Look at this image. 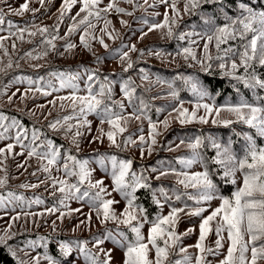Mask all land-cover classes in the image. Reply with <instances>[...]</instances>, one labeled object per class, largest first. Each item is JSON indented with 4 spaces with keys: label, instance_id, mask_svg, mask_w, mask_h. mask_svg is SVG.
Segmentation results:
<instances>
[{
    "label": "rangeland",
    "instance_id": "1",
    "mask_svg": "<svg viewBox=\"0 0 264 264\" xmlns=\"http://www.w3.org/2000/svg\"><path fill=\"white\" fill-rule=\"evenodd\" d=\"M173 2L178 14H174L172 11ZM23 3L25 0H0V10L3 11L5 17L4 22H11L9 27H0V38H3L0 39V106L12 108L13 111L20 112L30 121L40 125L41 128H34L39 130L37 133L39 138H44V132H50L49 134L57 136L68 148H73L77 152L122 145L133 158L146 160L155 153L159 145H162V153L176 154L168 156L165 165L154 171L159 180L155 191V199L159 201L157 203L159 211L152 220L158 216H167L172 207L185 209L177 215L175 225H169L180 239L177 246L170 249L168 260L182 259L184 254L180 252V248L183 247L187 249V254L192 257V264H195V257L200 254L199 250L195 248L200 236L199 225L201 220L219 205L220 199L218 197L222 195L216 192L217 198L200 204V207L205 208L200 216L190 215L189 213L198 206L194 200L189 199V195L196 194V189L186 188L180 184L179 180L184 178L180 173L187 172L191 175L204 171L201 157L190 167H185L181 160L190 158L193 150L188 145L193 142L183 141L169 135L166 140L162 138L173 127L185 125L227 126L222 123L224 120H230L232 123L240 122L237 115L228 110L230 106L237 104L217 105L205 95L198 96L195 100L178 101L173 97L170 90L154 95V99L171 101L166 107L158 108L157 116L152 118L146 107H140L137 112L129 108L123 92L119 87H116L117 102L123 103V110H120L118 114L125 118L131 117L126 121L121 119L120 126L125 131L120 132L107 123L103 113L98 115L89 112L86 115H79V104L74 109L71 100L59 99L60 97H68L73 92L71 88H61L60 84L62 77H78L73 81L77 86L76 95L86 96L88 95L86 81L94 68H101L104 71L118 70L128 67L129 62L134 64L139 61L165 66H176L182 61L199 65L201 61L214 52L213 40H209V37H199L189 47V54H185L183 50L160 54L151 45L154 41L168 40V28L171 27L173 30L178 21L186 16L185 0H166L165 3H161L160 0H99V3L91 9L92 11L104 9L109 3H113L115 7L123 8L125 11L117 12L114 7L107 12H101L99 18L90 17V24L85 23L83 25L79 24V20L83 19L87 13L80 12L82 0H78L71 10L65 9L63 16H61V10L64 0H44L43 4L40 3V0H28V11L22 12L20 15L9 11V9H18ZM166 10L169 26L149 31L151 25L164 22ZM78 12L80 13L79 16H77ZM73 17L76 19L74 20ZM173 19L175 23L171 22ZM106 20L110 21L107 25L105 24ZM73 25L77 26L75 30L69 33V27ZM44 27L48 29L46 33L40 31ZM51 27L52 29H50ZM20 29H24V31L21 33ZM55 29H61V31L53 33ZM81 35H84L87 46L85 43H81ZM101 40H103V44ZM69 44L74 45V47H68ZM205 44L208 45L207 49L204 47ZM132 45H135V51L131 50ZM147 45L149 47L145 49ZM123 52H127L128 57L122 60ZM50 63H79L83 68L69 75L54 74V77L48 78L45 83L43 81L37 83L35 79L32 80L33 83L31 84L28 81L15 83L3 78L4 74L16 68H38ZM155 79L150 78L151 91L168 89L167 86ZM91 86L94 94L99 93L100 87L97 77L91 82ZM38 88L47 91L48 95H44L42 91L37 90ZM10 97L11 99H9ZM112 101H116L115 98ZM203 104H208L213 111L206 114L203 107H196ZM182 109H187L189 116L195 112L196 118L181 124L178 119V110ZM215 109H220L219 116L216 115ZM66 116L72 117V119L65 121L64 117ZM201 116L206 117V122L200 121L199 117ZM213 119L216 120V123H213ZM85 120L88 123H84ZM165 120H167V127L161 123ZM56 121L60 122L57 127L55 129L50 128L49 124ZM150 122L156 125L157 133L154 136L156 143L151 145V151H149L151 144ZM240 123L244 124L243 122ZM69 124L72 125L71 128L68 127ZM76 131L80 132L78 137L75 136ZM109 131L114 133L115 143L108 139L107 133ZM15 132L10 129V132L7 133L8 138L0 140V148H5V152L0 154V178H4L6 181L5 184L0 185V196L5 197L6 201L3 206H0V238L6 241L4 244L8 251L10 248L15 252V256L10 254L20 264L21 262L23 264H48L44 257L45 255L52 256L47 246L50 241H53L60 251L62 243L67 244L70 249L68 255L65 256L61 251V258L54 257L58 264H87L79 246L82 242H86L84 246L97 256L101 264L105 258V252H110V264H124L126 245L128 241L134 240L135 234L122 223L118 225L112 220L104 221L102 211L98 210L99 202L93 205L90 198L76 199L75 190L67 189V185L77 186L74 177L79 180L78 176L66 175L64 171L66 163L72 171H78V168L73 166L72 161L65 160V156L68 154L61 151L57 162L48 166L47 160L41 159L40 155H28V151L34 146L31 145L30 140L25 139L24 144L27 147L22 148L12 139ZM140 136L145 138L143 144L140 142ZM74 139L75 143L73 142ZM126 140L131 142L125 143ZM38 142L41 145V141ZM9 143L14 145L11 153L6 149V145ZM142 149L143 155L141 154ZM223 149H217L216 153L223 152ZM36 151L43 153L46 148L39 146ZM217 157L218 160L225 159L223 156L217 155ZM111 158L99 154L77 160L85 161V167L90 172V176L83 182L86 186L84 190L89 191L94 196L99 191V187L90 188L89 181L92 184H95L96 181H102V187L105 189L103 199L117 202L111 207L119 216L127 207V201L121 192L116 190L113 182L112 173L113 171L118 173L119 168L117 167L115 170L112 168ZM45 166H48L49 171H44ZM221 166L225 170V167L232 168L233 164L226 161ZM161 173L165 174L161 175ZM230 179L232 180V177ZM54 180L66 181L67 184L63 186L66 191L61 192L59 189L62 185L54 183ZM125 182L128 183L126 178ZM241 182L242 174L237 171L236 183L233 184L232 192L240 186ZM22 185H26V187H22ZM31 185H36V187H31ZM125 191H131V189L126 188ZM8 193H13L20 199L8 200ZM79 194L81 195V193ZM178 196L180 199H177ZM37 199L40 203L35 202ZM186 202L191 205L186 207ZM53 208L55 211H48V209ZM62 213L63 215H61ZM137 215L140 214L137 212ZM119 227H126L128 230ZM150 227L151 223L145 222L141 229L145 243H147ZM211 227L213 230L208 233L204 246L215 249L217 239L215 221L212 222ZM117 228L126 234L127 240H122L117 235ZM189 229H191L190 232ZM25 232L36 235L24 239L22 245L14 241L15 237ZM109 232L114 239H104V236ZM222 235L224 236L223 247L219 252L215 255L203 254L206 264H219V261L226 255L229 241L226 232ZM96 239L103 240V243L95 246ZM247 239L248 237L245 236V240ZM160 243L162 246L163 242L160 241ZM149 247L151 249V245ZM247 255L250 259V250ZM36 257L38 260L34 259ZM149 259H155V249L150 250ZM257 264H264V260H258Z\"/></svg>",
    "mask_w": 264,
    "mask_h": 264
},
{
    "label": "snow or ice",
    "instance_id": "2",
    "mask_svg": "<svg viewBox=\"0 0 264 264\" xmlns=\"http://www.w3.org/2000/svg\"><path fill=\"white\" fill-rule=\"evenodd\" d=\"M44 0H40V3L43 4ZM78 2V0H64V4L62 5L61 16L64 15V10H71V8ZM161 3H165L166 0H160ZM205 3H221L223 0H204ZM99 0H82V7L80 8V12H86L87 15L83 17V19L79 20V24L83 25L85 23L90 24V17L95 16L96 18L100 17L101 12H107L110 9L114 8L115 5L113 3H109L108 6L104 9H97L92 11ZM199 6V0H185V11H189L190 8H196ZM172 11L174 14H178V10L175 7V3L173 2ZM239 8L241 10L240 15L235 18H230V23H226L223 26L216 28L215 39L217 41V48L220 47L221 42H226L228 39H236L239 36L240 39H248L250 35V40L248 43L243 45L244 51L240 53V61L244 66L246 74L242 77H237V79L243 80L246 87L252 89H264V79H260L256 76L255 72H248L250 67H253L254 63L258 60L261 66H264V9L256 10L248 4L241 2L239 4ZM29 10L28 0H25V3L21 4L18 9H9V11L13 12L16 15H20L22 12ZM35 11V10H32ZM115 11L124 12L125 9L115 7ZM80 13H77L79 16ZM75 20L76 17H73ZM5 20L4 13L0 10V25H3ZM175 23L173 19L171 21ZM110 21H105L107 25ZM11 26V22L9 21ZM77 25H73L69 27V33L75 30ZM91 26V25H90ZM169 26V18L167 14V10L164 14V22L162 24H153L149 28V31ZM21 33L24 29L19 30ZM40 31L42 33H46L48 29L46 27L41 28ZM33 35L35 33H32ZM168 34L172 35L171 27L168 28ZM109 35H111L109 33ZM186 35H192V33L181 34L179 39H185ZM213 37H209L211 40ZM3 39V38H0ZM55 39V37H53ZM81 43H85L84 35L80 37ZM51 43V41H49ZM103 44V40H101ZM68 47H74V45H67ZM107 47V45H104ZM205 49H207L208 45L205 44ZM131 50L135 51V45L131 46ZM185 54L190 53L189 48L183 49ZM229 51L235 52V49H229ZM251 53V54H249ZM227 55V53H226ZM128 57L127 52H123L121 59H126ZM195 58V57H193ZM132 64L128 63V68H131ZM220 67L223 69L226 67L225 64H221ZM231 68L233 71L236 70L237 64L235 62L232 63ZM78 77L71 76L67 78H61L60 87H68L73 90V92L68 97H60L59 99H69L72 101V107L76 109L77 104H79V115H86L87 113H97L98 115L103 113L107 123L117 129L120 132L125 131L123 127L120 126L121 119L125 121L130 119L131 117H122L120 114L115 112V107L119 106L121 110H123L122 102H112L111 105L105 104V100H111V88H105L104 84L100 85L99 93L94 94L91 82L94 80V75L88 76V80L86 81V85L88 87V95L86 96H78L76 95V84L73 82ZM29 83H33L29 80ZM39 83V82H37ZM51 86V85H49ZM193 92L198 94L199 96L207 95V93L202 89L198 88L196 85L192 86ZM37 90L42 91L44 95H48L47 91H44L41 88ZM121 91L124 96L131 100L132 91L129 90L128 86L121 85ZM173 96H177L178 93L173 91ZM99 97V98H98ZM11 99V97L9 98ZM260 99H264L261 97ZM196 107H203L205 109L206 114L211 113L213 109L208 104L197 105ZM230 112H233L237 115V118L240 122L255 128L257 131V135L260 137H264V106H257L253 103L248 102L247 100H241L235 106H230L228 108ZM247 110V111H245ZM179 116L178 119L180 123L190 122L192 119L196 118L195 112L189 116L187 109L178 110ZM216 115L219 116L220 109H215ZM139 119V117H136ZM5 119L2 115H0V120ZM72 119V117H64L65 121ZM78 119V117H77ZM201 122H206V117H199ZM104 122L103 120L101 121ZM59 121L55 123L49 124V127L55 129ZM84 123H88L87 120ZM167 127V120L161 122ZM213 123H216V120L213 119ZM222 123L225 125L231 124L232 121L224 120ZM10 127H16L15 136L12 139L15 140L17 144H20L22 148L27 147L24 144V140L28 138L27 130L19 125V122L13 121L12 125L6 126L4 124H0V140L6 139L7 133L9 132ZM69 128L72 127L71 124L68 125ZM79 127V125H77ZM38 129H33L32 131V140L33 142L37 140L39 137L37 133ZM156 133V125L151 123L149 124V136L151 137V144L149 145V151H151V145L156 143L154 138ZM80 132L76 131L75 136H79ZM108 139L115 143L114 133L109 131L107 133ZM140 142L143 144L145 138L140 136ZM246 139L248 141L247 148L242 157H235L230 153L228 148L223 149V152H218V156H223L225 159L217 160L216 162L224 165L227 162H231L234 166L232 168L225 167L224 177H232L231 183H236V172L239 171L242 174V182L239 187H237L230 196H219L220 199L219 205L210 211V214L204 217L201 220L199 225L200 228V236L195 245V248L199 250L198 255L195 257V264H206V261L203 259V254L208 253L215 255L219 252V250L223 247L224 236L222 235L224 232L227 233V240L229 241L227 253L224 255V258L219 261V264H257L258 260H264V146L257 145L256 140L246 134ZM76 142L75 139L73 141ZM131 141H125V143H129ZM201 141L199 138L195 141V143H190L188 147L192 149V154L190 158L182 159L181 163L184 164L185 167H190L193 163H196L200 160V154L196 149H198ZM215 147H218L214 145ZM14 145L9 143L6 145V149L9 153L12 152ZM40 147L46 148V151L43 153H37L36 146L31 147L28 151V155H40L41 159L47 160V165H53L57 162V159L60 156L61 148L54 146V142L51 140H47ZM5 152V148H0V154ZM141 154L143 155V149L141 150ZM65 160H70L73 163V166L78 168V171H72L68 164L66 163L64 166V171L66 175L72 176L76 175L79 177V183H83L86 178L90 176V172L86 169L85 161H79L76 157L68 155L65 156ZM103 163V162H102ZM112 168L115 170L117 167L119 168L118 173L113 171L112 178L113 182L116 186V190L121 192V195L127 201V207L123 212L117 216L115 211L112 209V205L117 203L114 200H106L103 199V193L105 189L102 187V181H96L95 184H92L89 181L90 188L99 187V191L95 193L94 196L91 195L89 191H84L82 195H80V189L76 185H67L68 190H75V198L84 200L85 198H90L93 205L99 202V211H102L103 220L115 221L118 225L124 224L126 225L132 233L135 234L134 240L128 241L126 245V250L124 252V264H192V257L187 254V249L181 247L180 252L183 253L182 259H178L175 261H169L168 257L170 255V249L177 246V243L180 237L176 234L172 227L169 225H175L176 217L179 213L183 212L184 208L172 207L171 211L167 216L156 217L155 220L149 221L147 218V211L145 208L139 205H134L136 200L135 192L138 188H149L150 184L148 183V178L141 175L139 177L136 176L135 173H132V181L131 183L125 182V177L129 175V169L131 167L132 162L129 161H116L115 157L111 158ZM48 166L44 167V171H49ZM152 171H156L152 169ZM174 171V170H173ZM165 173H161L164 175ZM184 178L179 180V183L187 187H192L196 189L195 195H189V199L195 201L198 205L193 211L189 214L193 216H200L205 208L200 207L199 205L211 201L215 198V193L217 192V186L213 182L207 170L202 172H196L189 175L187 172L180 173ZM6 181L4 178H0V185L5 184ZM54 183H58L62 185L59 189L61 192H65L66 188L63 187L67 184L64 180L56 181ZM22 187H26V185H22ZM31 187H36V185H31ZM126 188H130L131 191H125ZM163 192V190H161ZM12 199H20V197L15 196L13 193H8V200ZM153 199L155 203H159L158 200L155 199V193H153ZM177 199H180L178 196ZM5 197L0 196V206L5 204ZM36 203H40L39 199L35 201ZM187 207V205H186ZM49 212L55 211V209H48ZM79 211V209H76ZM137 212L140 214L137 215ZM63 215V213L61 214ZM122 217V219H121ZM216 222L215 233L217 235V239L215 241V249L206 248L204 246V241L209 232L213 229L211 227L212 222ZM135 222V223H133ZM145 222L151 223V227L148 230L147 243H145V237L142 235L141 229ZM191 229H189V232ZM117 235L121 237L122 240H127V236L124 232L120 231L119 228L116 229ZM187 235V233H185ZM245 236L248 237L245 240ZM104 239H114L111 235V232L107 233L104 236ZM160 241L163 242L162 246ZM119 243V241H117ZM6 243L3 238H0V244ZM103 243V240L96 239L95 246H99ZM86 242H82L80 246L81 252L85 256V260L87 264H101L99 259L95 254H92L84 245ZM34 245V242H33ZM151 249H155V259H149L150 247ZM32 246V245H30ZM62 253L66 256L70 251L67 244L62 243L60 245ZM250 250L251 258H248V252ZM9 252L15 256V252H13L9 248ZM104 260L102 264H110L111 255L110 252L104 253ZM38 260V257L34 258ZM44 259L48 261V264H58V261L52 257L45 255ZM23 264V262H21Z\"/></svg>",
    "mask_w": 264,
    "mask_h": 264
},
{
    "label": "trees",
    "instance_id": "3",
    "mask_svg": "<svg viewBox=\"0 0 264 264\" xmlns=\"http://www.w3.org/2000/svg\"><path fill=\"white\" fill-rule=\"evenodd\" d=\"M241 2L250 5L256 10L264 9V0H223L222 4L205 3L204 0H199V6L186 11V16L178 21L172 30V35H169L167 41L158 40L151 43L158 53L167 54L189 48L199 37L211 36L213 37L214 52L201 61L199 65H192L187 61H182L176 66H165L139 61L132 64L131 68L126 67L110 71H104L101 68L92 69L91 75H94L95 78L97 77L98 86L100 87L101 84H104L105 88H111V100L106 99L105 104L111 105L114 102L112 101L113 98L117 102L115 88L119 87L121 89V85H125L132 91L131 100L125 97L129 108L137 112L140 107H146L149 115L155 118L157 116V109L166 107L171 100H157L154 99V95L171 90L178 93L177 96H173L178 101L195 100L199 95L193 92L192 86L196 85L198 88H202L207 93L205 96L217 105H235L240 103L241 100H247L255 105L264 106V99H260L264 97V89L246 87L243 80L237 79V77H242L246 74L245 68L240 61V53L244 51L243 45L248 43V40L251 38L250 35L248 39L242 40L237 36L236 39H228L226 42H221L219 48L216 46V28L230 23V18L240 15L239 4ZM3 26L9 27L10 24L9 22H4L0 27ZM58 31H61V29H55L53 33H57ZM187 33H192V35H186L183 40L179 39L181 34ZM147 47L149 46H145V49ZM229 49H235V52L233 53ZM233 62L237 64L235 71L231 68ZM221 64H225L226 67L222 69L220 67ZM82 68L79 63H50L38 68H16L4 74L3 78L15 83L29 82V80L32 81L33 79L37 82L43 81L45 83L48 78L54 77V74L64 73L65 75H69ZM253 71L257 77L264 79V66H261L258 60L254 63L253 67L248 69L249 73ZM150 78H156L158 82L167 86L168 89L151 91L152 84L150 83ZM114 110L118 113L121 108L116 106ZM0 115L5 118L0 120V124L10 126L14 120L19 122V125H22L27 130L28 138L26 140H30L31 145L36 146V149L40 146L38 141H41L42 144L47 140H51L54 142V146L60 147L61 151L76 157V159L100 154L103 157H115L116 160H130L132 164L129 169V175L125 177L127 182L131 183V174L135 173L137 177L141 175L147 177L150 184L149 188H138L136 190L134 204L146 209L149 221L154 219L158 213L159 205L154 202L153 193L156 191L159 180L152 169L161 168L167 162L168 156L176 155L162 153V145H159L155 153L146 160L133 158L122 145L87 152H77L73 148H68L57 136L49 134L50 132H44L43 139L38 138L33 142L32 131L34 128H41V126L30 121L20 114V112L13 111L12 108L0 106ZM10 129L16 131V127H10L9 132ZM246 134L252 136L256 140L257 145L264 146V139L257 135L256 129L240 122L231 123L227 126L185 125L173 127V129L168 130L163 135L162 139L166 140L169 135L183 141L195 143L197 138H199L201 143L196 151L200 154L204 171H208L217 186L218 193L222 196H230L233 190V183L230 182V176L224 177L223 167L216 162L218 160L216 152L219 148H228L233 156L237 158L242 157L248 145ZM74 179L77 181V187L80 189L82 195L86 186L84 183H79L78 178L74 177ZM186 205L190 206L191 204L186 202ZM119 228L128 230L126 227ZM35 235V233L25 232L15 237L14 241L22 245L24 239ZM47 249L53 257L61 258L62 253L53 241L49 242ZM0 264H20L10 254L4 243L0 244Z\"/></svg>",
    "mask_w": 264,
    "mask_h": 264
}]
</instances>
